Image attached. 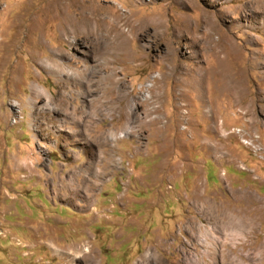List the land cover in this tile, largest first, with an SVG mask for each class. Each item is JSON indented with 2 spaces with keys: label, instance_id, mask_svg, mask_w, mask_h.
<instances>
[{
  "label": "rangeland",
  "instance_id": "374dc122",
  "mask_svg": "<svg viewBox=\"0 0 264 264\" xmlns=\"http://www.w3.org/2000/svg\"><path fill=\"white\" fill-rule=\"evenodd\" d=\"M263 8L0 0V264H264Z\"/></svg>",
  "mask_w": 264,
  "mask_h": 264
},
{
  "label": "bare ground",
  "instance_id": "6f19581e",
  "mask_svg": "<svg viewBox=\"0 0 264 264\" xmlns=\"http://www.w3.org/2000/svg\"><path fill=\"white\" fill-rule=\"evenodd\" d=\"M264 9V8H263ZM262 13H264V12H262ZM120 16V15H119ZM89 17V16H88ZM114 17H116V16H114ZM125 17V16H124ZM87 18V17H86ZM113 18V17H112ZM71 19V18H70ZM121 19H123V18H120V20ZM128 19V18H127ZM72 20V19H71ZM87 20H89V19H87ZM100 20V19H99ZM116 20V19H115ZM74 21V20H73ZM95 21V20H94ZM119 21V20H118ZM117 21V22H118ZM92 22V21H91ZM100 22V21H99ZM114 22V21H113ZM116 22V23H117ZM73 23V22H72ZM84 23V22H83ZM86 23V22H85ZM110 23H111V21H110ZM122 23H124V22H122ZM101 24H103V22L101 23ZM132 24V23H131ZM104 25H105V23H104ZM111 25V24H110ZM71 26H72V28H74L75 27V25H72L71 24ZM90 26H92L91 24H90ZM103 26V25H102ZM134 26H135V24H134ZM213 26V25H212ZM210 27L211 29L208 31V33H205V34H207V37L206 38H208L209 39V43L212 45V43L214 42V41H212V36H213V34H214V32L216 31V29H215V27ZM93 27V26H92ZM122 27V26H121ZM70 28V27H69ZM71 28V29H72ZM120 28V27H119ZM123 28V27H122ZM130 28H132V27H130ZM136 28V27H135ZM76 29V28H75ZM74 29V30H75ZM80 29V28H79ZM89 29H91V28H89ZM97 29H98V31L99 32H97L96 31V33L93 35V37H94V50H95V54L96 55H98V56H102V57H107V56H109V55H112V57H113V54H119L120 56H122V54L124 53V48H126L125 46H127V44L125 45V41L126 42H128L127 40H123V38H122V36H123V32H122V30H124V29H122V30H117V27L114 25V24H112L111 26H107V27H97ZM113 29H115V32L113 33ZM96 30V29H95ZM79 31H81V29L79 30ZM87 31V30H86ZM91 31V30H90ZM74 32H76V31H74ZM78 32V31H77ZM89 31H87V33H88ZM83 33V32H82ZM87 33H86V36H87ZM130 33H132V31L130 32ZM77 34V33H76ZM84 34V33H83ZM126 34V33H125ZM89 35H92V34H90V32H89ZM131 36V35H130ZM133 36V35H132ZM128 38H129V36H127ZM126 37V38H127ZM90 39V38H89ZM214 40V39H213ZM93 42V41H92ZM208 42V41H207ZM127 50V49H126ZM126 52V51H125ZM129 52V51H128ZM126 54H127V52H126ZM125 54V55H126ZM115 57V56H114ZM116 59V58H115ZM105 61V60H104ZM106 61H108V60H106ZM117 61V60H116ZM113 62H115V60L113 61ZM118 62V61H117ZM59 64V63H58ZM109 64V63H108ZM114 63H112V65H113ZM99 66H101L102 67V69H106V70H109L110 71V76L111 77H113L112 79H114V76L116 75L115 74V70H114V68H108L107 67V65L106 64H104V62H102ZM58 68V70L60 69V67L58 66L57 67ZM57 70V69H56ZM104 72V71H103ZM117 72V71H116ZM102 73V72H101ZM107 77V76H106ZM116 77V76H115ZM107 78H109V77H107ZM79 79H81L80 77H79ZM110 79V78H109ZM106 80V79H105ZM120 80V79H119ZM118 81V80H117ZM82 82V81H81ZM104 81H102V83H103ZM101 83V82H100ZM112 83V82H111ZM113 83H114V81H113ZM86 84V83H85ZM125 84V83H124ZM126 84H127V82H126ZM105 85V84H104ZM91 86V85H90ZM69 87V86H68ZM153 87V86H152ZM122 88V87H121ZM127 88V87H126ZM154 88V87H153ZM113 90H117L118 91V95H119V91H120V88H118V86H115V87H112V88H110V87H107V89H106V95L108 94V93H111ZM153 90V89H152ZM122 91V90H121ZM126 91V90H125ZM124 93V92H123ZM126 93H128V92H126ZM125 93V94H126ZM131 95V94H130ZM114 96V95H113ZM120 96H121V94H120ZM123 96V95H122ZM125 96V95H124ZM124 96H123V98H124ZM108 97V96H107ZM125 97H127V96H125ZM134 97H135V95H134ZM115 98V97H114ZM129 98V97H128ZM101 99V98H100ZM109 98H107V100H108ZM111 99V98H110ZM121 99H122V97H121ZM124 100V99H123ZM97 101V100H96ZM95 101V102H96ZM116 101V100H115ZM155 101V100H154ZM94 102V103H95ZM99 102V101H98ZM100 102H102V106H105V105H108V103H110V101H106V102H104L103 100L102 101H100ZM120 102V101H119ZM136 102V105H139L138 103H139V101H135ZM146 102V101H145ZM97 103V102H96ZM118 103V102H117ZM116 102H115V104H117ZM142 103V102H141ZM140 103V104H141ZM144 103V102H143ZM101 104V103H100ZM123 106V105H122ZM121 106V107H122ZM100 108H101V106H100ZM155 108H157V107H155ZM102 110V109H101ZM149 110V109H148ZM150 110H151V108H150ZM124 112V111H123ZM153 113V112H152ZM156 113V112H155ZM160 113V112H159ZM132 114V113H131ZM128 115V114H127ZM135 115V114H134ZM150 115V114H149ZM134 117V116H133ZM158 117V116H157ZM136 118V117H135ZM141 118V117H140ZM161 118V117H160ZM159 118V119H160ZM51 119V118H50ZM156 123H157V121H156ZM211 208V207H210ZM192 224V223H191ZM194 227V226H193ZM199 227V226H198ZM200 229V228H199ZM200 231V230H199ZM198 231V232H199ZM210 235V234H209ZM208 239L210 240V237H208ZM214 242H216V241H214ZM213 242V243H214ZM194 243V242H193ZM205 243H207V244H209L208 243V241L207 242H205ZM214 248V247H213ZM87 251V250H86ZM214 252V251H213ZM86 253H88V252H86ZM212 254V253H211ZM82 258H84V260H85V262L86 263H88V261H90L91 262V260H89L88 259V256L86 255V254H83V256H81ZM93 257V256H92ZM215 257V256H214ZM194 264H198V263H194ZM224 264H233L232 262L230 263V261H224Z\"/></svg>",
  "mask_w": 264,
  "mask_h": 264
}]
</instances>
